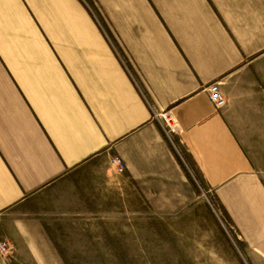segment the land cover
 <instances>
[{"label":"crops","instance_id":"0c3cea01","mask_svg":"<svg viewBox=\"0 0 264 264\" xmlns=\"http://www.w3.org/2000/svg\"><path fill=\"white\" fill-rule=\"evenodd\" d=\"M105 194L192 212L184 241L231 264L218 213L264 264V0H0V238L86 220Z\"/></svg>","mask_w":264,"mask_h":264},{"label":"rangeland","instance_id":"374dc122","mask_svg":"<svg viewBox=\"0 0 264 264\" xmlns=\"http://www.w3.org/2000/svg\"><path fill=\"white\" fill-rule=\"evenodd\" d=\"M144 207V196L105 194L103 210L89 209L86 220L82 214L81 219L78 215L71 219L70 226L30 227L33 242L14 248L9 243L8 251L0 253V264H227L223 243L214 248L207 242L184 241L197 229L191 224L192 212ZM213 215L223 236L226 257L231 255V264H245L239 251L242 242L229 221L218 213ZM67 251H82L87 256L81 260L55 258ZM191 251L202 257L192 259Z\"/></svg>","mask_w":264,"mask_h":264},{"label":"built area","instance_id":"2783aa9c","mask_svg":"<svg viewBox=\"0 0 264 264\" xmlns=\"http://www.w3.org/2000/svg\"><path fill=\"white\" fill-rule=\"evenodd\" d=\"M209 92V98L211 102L216 106H222L225 103V96L220 90L219 84L217 81H212L207 86ZM157 116L162 119L163 127L165 132L171 136L177 128L176 122L173 118L172 113L169 110H162L157 113ZM113 163L115 165V169L117 172H121L124 169V163L119 156L113 157ZM9 249V242L4 239L0 238V253L5 254Z\"/></svg>","mask_w":264,"mask_h":264}]
</instances>
